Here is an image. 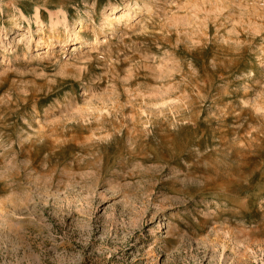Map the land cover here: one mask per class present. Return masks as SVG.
<instances>
[{"label":"rangeland","instance_id":"374dc122","mask_svg":"<svg viewBox=\"0 0 264 264\" xmlns=\"http://www.w3.org/2000/svg\"><path fill=\"white\" fill-rule=\"evenodd\" d=\"M0 264H264V0H0Z\"/></svg>","mask_w":264,"mask_h":264}]
</instances>
